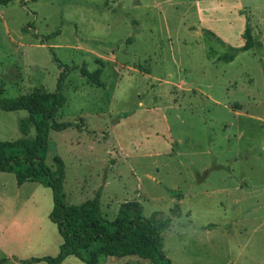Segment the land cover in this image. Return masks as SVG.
<instances>
[{
  "label": "rangeland",
  "instance_id": "1",
  "mask_svg": "<svg viewBox=\"0 0 264 264\" xmlns=\"http://www.w3.org/2000/svg\"><path fill=\"white\" fill-rule=\"evenodd\" d=\"M160 5L0 4L3 96L55 91V55L69 66L101 67L100 85L73 71L63 86L68 102L56 119L82 117L83 127L49 133L46 163L56 155L64 161L65 204L102 189V212L113 219L126 200L139 201L147 217H168L178 203L182 213L163 234L172 264H264V0ZM247 30L255 46L227 60ZM28 117L0 107V140L35 138V124L27 136L22 131ZM53 207L52 188L19 185L15 173L0 171V264L10 251L27 259L59 253ZM69 260L63 264H87ZM101 264L154 263L108 256Z\"/></svg>",
  "mask_w": 264,
  "mask_h": 264
},
{
  "label": "trees",
  "instance_id": "2",
  "mask_svg": "<svg viewBox=\"0 0 264 264\" xmlns=\"http://www.w3.org/2000/svg\"><path fill=\"white\" fill-rule=\"evenodd\" d=\"M11 1L0 0V4L6 5ZM209 33L215 35L212 31ZM247 36L243 46L233 48L232 53L225 56L227 60H233L236 51H245L255 46V40L248 30ZM55 60L61 68L55 91L36 88L15 98H6L3 96L5 89L0 87V107L3 110L28 111L29 117L22 123L24 135L29 134L31 124H35L37 129L33 139L23 137L17 140H0V171L15 173L19 185L27 181H39L52 188L54 207L50 219L57 225L62 237L56 256L31 257L20 261L30 264L44 260L49 264H61L68 256L73 255L87 264H101L108 256H139L154 264H172L163 250V234L172 225L173 218L182 213L178 203L171 208V215L168 217H164L162 211H155L147 217L139 201L126 200L121 203L113 219L102 212V189L98 190L94 198L83 203L65 204L64 161L61 156L56 155L53 165L46 163L49 133L50 130L62 131L74 125L83 127L82 117L75 122L56 119L60 109L68 102L63 86L73 71L100 85L102 68L90 71L85 65L69 66L56 55ZM7 260L8 258H4L1 264Z\"/></svg>",
  "mask_w": 264,
  "mask_h": 264
},
{
  "label": "crops",
  "instance_id": "3",
  "mask_svg": "<svg viewBox=\"0 0 264 264\" xmlns=\"http://www.w3.org/2000/svg\"><path fill=\"white\" fill-rule=\"evenodd\" d=\"M122 1L123 0H118V2H120V3H122ZM162 1L164 2V1H170V0H132V2H133V4H134V6L137 8V7H141V8H143V9H145V10H152L153 8H157L158 7V5L159 6H161L160 4L162 3ZM112 2H114V0H112ZM215 8V7H214ZM207 9H211V8H207ZM204 10H206V9H204ZM135 20H137L138 21V19H135ZM117 71H119V70H117ZM117 73V72H116ZM117 75H118V73H117ZM119 77V76H118ZM15 218H16V215L15 216H12V219H14L15 220ZM214 225H216V224H214ZM207 226H209V224L208 225H203V227L202 228H204V227H206V229L208 228ZM15 230V232H13L12 234H11V236H12V238H15V236L18 234L17 233V231H19L20 230V228H18L17 229V231H16V229H14ZM2 232L0 231V238L2 237ZM73 255H71V256H68L61 264H63V263H65L67 260H69L71 257H72ZM7 258H8V260L4 263V264H7V263H9V262H11V261H17L18 263H22L20 260L21 259H27V258H22V257H20L19 255H16L15 253H14V251H10L9 253H8V256H6ZM70 261V260H69ZM82 261V260H81ZM41 262V261H40ZM36 263H38V262H33V263H30V264H36ZM103 263V262H102ZM24 264V263H23Z\"/></svg>",
  "mask_w": 264,
  "mask_h": 264
}]
</instances>
